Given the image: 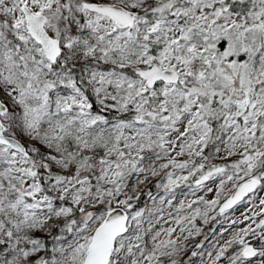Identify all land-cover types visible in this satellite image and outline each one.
Masks as SVG:
<instances>
[{"label":"snow or ice","instance_id":"6c2138e0","mask_svg":"<svg viewBox=\"0 0 264 264\" xmlns=\"http://www.w3.org/2000/svg\"><path fill=\"white\" fill-rule=\"evenodd\" d=\"M0 264H264V0H0Z\"/></svg>","mask_w":264,"mask_h":264},{"label":"rangeland","instance_id":"374dc122","mask_svg":"<svg viewBox=\"0 0 264 264\" xmlns=\"http://www.w3.org/2000/svg\"><path fill=\"white\" fill-rule=\"evenodd\" d=\"M208 227H211V225H209ZM207 230V229H206ZM199 239V238H198Z\"/></svg>","mask_w":264,"mask_h":264}]
</instances>
